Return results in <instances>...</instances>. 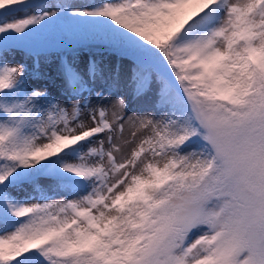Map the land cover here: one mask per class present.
I'll list each match as a JSON object with an SVG mask.
<instances>
[{
    "label": "snow or ice",
    "instance_id": "obj_1",
    "mask_svg": "<svg viewBox=\"0 0 264 264\" xmlns=\"http://www.w3.org/2000/svg\"><path fill=\"white\" fill-rule=\"evenodd\" d=\"M0 264H264V0H0Z\"/></svg>",
    "mask_w": 264,
    "mask_h": 264
},
{
    "label": "rangeland",
    "instance_id": "obj_2",
    "mask_svg": "<svg viewBox=\"0 0 264 264\" xmlns=\"http://www.w3.org/2000/svg\"><path fill=\"white\" fill-rule=\"evenodd\" d=\"M71 40V39H70ZM68 42V41H67ZM65 42L61 48L64 50L65 53H68L70 56V59H75L76 63L78 65L83 64V58L89 56L86 51L77 50L74 47H69L70 43ZM75 52L77 54V57L72 58L71 53ZM51 53L55 55V52L51 49ZM103 56L104 62L106 65H109L111 61L109 60L108 56L106 54H101L100 57L97 58V60H100ZM8 62L10 64H19L22 61H26L30 66L33 64L34 57L29 58L27 56H24L20 53H9L8 55ZM60 61H58L56 58H54L50 62L40 63L38 72H39V79H31L30 83H32L35 87L43 88L45 86H48L51 90L53 88V81L57 80V65ZM115 95H122L125 100L127 101V114L133 115V114H141L146 111H149L151 108L150 105V98L146 99L145 97H138L133 93L131 85L128 83L126 76L123 77L118 85L117 88L113 90V99L115 98ZM110 103V101H109ZM130 129L126 127L125 129V136L127 137L130 133Z\"/></svg>",
    "mask_w": 264,
    "mask_h": 264
},
{
    "label": "trees",
    "instance_id": "obj_3",
    "mask_svg": "<svg viewBox=\"0 0 264 264\" xmlns=\"http://www.w3.org/2000/svg\"><path fill=\"white\" fill-rule=\"evenodd\" d=\"M67 43H70L69 47H74L75 49H77L78 51L79 50H83V51H87L88 53H95V55L97 56H100L102 53V50H99V49H89L86 45H81L80 43H77V38L75 37H72L71 40L69 39ZM56 49L57 51V55L56 56H53V54H50L51 53V50L47 53H45L44 55H42L40 57V63H45V62H50L52 61L54 58H59L60 59V56L61 55H65L67 56V53L64 52V50H61V48H58V47H54L52 48V50ZM72 56H75L76 53H72L71 54Z\"/></svg>",
    "mask_w": 264,
    "mask_h": 264
}]
</instances>
